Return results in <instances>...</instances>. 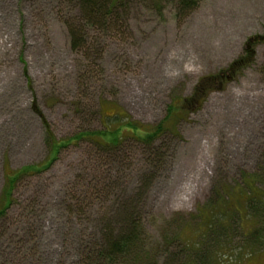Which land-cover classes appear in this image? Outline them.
<instances>
[{"label":"rangeland","instance_id":"obj_1","mask_svg":"<svg viewBox=\"0 0 264 264\" xmlns=\"http://www.w3.org/2000/svg\"><path fill=\"white\" fill-rule=\"evenodd\" d=\"M122 1L101 29L77 0H0V196L7 172H39L0 220V264H83L81 249L107 230L123 236L130 218L120 264H264V39L246 52L264 38V0L186 12L178 0ZM74 21L88 39L78 51ZM36 108L58 141L133 138L128 123L164 131L146 144L82 141L44 169Z\"/></svg>","mask_w":264,"mask_h":264},{"label":"trees","instance_id":"obj_2","mask_svg":"<svg viewBox=\"0 0 264 264\" xmlns=\"http://www.w3.org/2000/svg\"><path fill=\"white\" fill-rule=\"evenodd\" d=\"M122 0H77L79 5V13L81 14L82 20L88 28H101L105 29L110 26H116L118 20V10L120 7V3ZM180 8L183 11H191L196 9L198 6V2L196 0H178ZM68 29L70 31L71 37V47L73 50L78 51L83 46L88 45V39L86 35H82L80 26L74 22H68ZM238 64V63H236ZM28 75V71H26ZM205 80H201L198 83L196 88V93L201 89ZM38 115L41 117L44 126L46 127L48 133V144L49 150L52 154V158L50 163L46 166H43L44 169H48L49 165H51L56 159L57 156L61 153L62 149L66 147L76 146L78 143L82 141L90 142L101 148H113L119 145V142L122 141L124 137L132 138V136H124L117 134L120 132V129H116L115 134H111L113 136L112 140L109 141L108 144H102L101 139H105L107 134L105 132L97 133L91 131H82L71 138H68L64 141H58L55 136L50 131V127L47 124L45 117L42 113L36 108ZM128 130L127 133H133L135 139L137 141H141L142 143L153 142L158 138L159 135L164 131L162 126L157 127L155 130H151L149 132L142 133L139 126L137 124L133 125L127 124ZM142 135H140V133ZM121 135V136H120ZM103 137V138H102ZM106 145V146H105ZM35 170H21V171H12L7 172L5 175V184L3 187L2 194L0 196V220L3 219L7 213L10 211L12 206L14 205V195L17 189L19 182L27 176L31 174H37ZM127 224L126 228L123 230V236L113 238L111 236L110 230H107L106 235L104 234L102 240L104 241L102 244H94L93 246L85 247L83 250H80L81 260L83 264H120L126 253H128L129 249L134 245L131 244L134 242L135 238H133L134 232L133 227L135 226L133 223V219L126 220Z\"/></svg>","mask_w":264,"mask_h":264},{"label":"flooded vegetation","instance_id":"obj_3","mask_svg":"<svg viewBox=\"0 0 264 264\" xmlns=\"http://www.w3.org/2000/svg\"><path fill=\"white\" fill-rule=\"evenodd\" d=\"M260 40V38H254V40L250 41L248 44H247V47H246V52H248L249 54H251V50L253 48V45L255 43H257L258 41Z\"/></svg>","mask_w":264,"mask_h":264},{"label":"water","instance_id":"obj_4","mask_svg":"<svg viewBox=\"0 0 264 264\" xmlns=\"http://www.w3.org/2000/svg\"><path fill=\"white\" fill-rule=\"evenodd\" d=\"M264 39V38H263ZM252 40H254V39H252ZM252 40H250V41H252Z\"/></svg>","mask_w":264,"mask_h":264}]
</instances>
